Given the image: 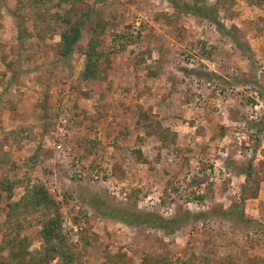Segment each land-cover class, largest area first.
Returning <instances> with one entry per match:
<instances>
[{
	"label": "rangeland",
	"instance_id": "rangeland-1",
	"mask_svg": "<svg viewBox=\"0 0 264 264\" xmlns=\"http://www.w3.org/2000/svg\"><path fill=\"white\" fill-rule=\"evenodd\" d=\"M263 123L264 0H0V264H264Z\"/></svg>",
	"mask_w": 264,
	"mask_h": 264
},
{
	"label": "trees",
	"instance_id": "trees-1",
	"mask_svg": "<svg viewBox=\"0 0 264 264\" xmlns=\"http://www.w3.org/2000/svg\"><path fill=\"white\" fill-rule=\"evenodd\" d=\"M173 4L175 5V7H179L178 4ZM196 14L200 16H205L199 8L196 9ZM78 35L79 27L77 24H73L69 29H65L60 32V39L62 40V50H60L61 55L66 56L71 51L74 43L78 40ZM234 41L237 42V40L235 39ZM83 54L85 55V63L83 65L81 76L86 80L98 78L100 74V63L98 62V60L101 55V52L97 51L95 46L90 45L89 48ZM262 127H264V123ZM35 192L38 196L33 199L34 204L38 206L42 203V205L50 209L52 206L51 199L49 198L47 192L43 189V187H38ZM136 216V223L153 226L163 231H169V227L170 225H172L171 219H165L154 212H143L136 214ZM115 217L125 224L132 223L129 214H124L120 212L116 213ZM58 225V213L55 212L51 217H49L45 221L42 227L43 239L47 242H50L52 240L55 241L56 245H52L54 249H61V247H64L65 245L63 237L59 234L57 230ZM56 252L61 257L62 262L64 261V263L61 262V264H65L66 262L68 263L70 261L71 256L68 252H65L63 250H56Z\"/></svg>",
	"mask_w": 264,
	"mask_h": 264
},
{
	"label": "built area",
	"instance_id": "built-area-1",
	"mask_svg": "<svg viewBox=\"0 0 264 264\" xmlns=\"http://www.w3.org/2000/svg\"><path fill=\"white\" fill-rule=\"evenodd\" d=\"M139 24H140V22H139L138 18H136V19H135V22H134V29H138ZM106 174H107V173H106ZM100 178L102 179V175L100 176Z\"/></svg>",
	"mask_w": 264,
	"mask_h": 264
},
{
	"label": "crops",
	"instance_id": "crops-1",
	"mask_svg": "<svg viewBox=\"0 0 264 264\" xmlns=\"http://www.w3.org/2000/svg\"><path fill=\"white\" fill-rule=\"evenodd\" d=\"M167 1H169V0H167ZM174 5V4H173ZM174 7H175V5H174ZM176 8V7H175ZM58 131H66V132H68L69 130H67V129H64L63 127H58ZM61 144H59V145H57V147H59Z\"/></svg>",
	"mask_w": 264,
	"mask_h": 264
}]
</instances>
